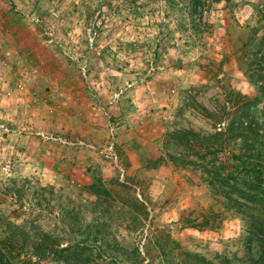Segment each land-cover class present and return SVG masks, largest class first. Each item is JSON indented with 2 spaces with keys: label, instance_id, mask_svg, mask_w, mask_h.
I'll return each mask as SVG.
<instances>
[{
  "label": "rangeland",
  "instance_id": "rangeland-1",
  "mask_svg": "<svg viewBox=\"0 0 264 264\" xmlns=\"http://www.w3.org/2000/svg\"><path fill=\"white\" fill-rule=\"evenodd\" d=\"M202 2L0 0L7 255L84 264L35 256L48 237L57 249L85 242L87 264H157L185 250L242 264L253 209L238 212L169 133L225 131L240 94L260 97L248 69L261 56L264 0ZM255 109L263 115L264 99ZM93 183L109 194H93Z\"/></svg>",
  "mask_w": 264,
  "mask_h": 264
},
{
  "label": "trees",
  "instance_id": "trees-1",
  "mask_svg": "<svg viewBox=\"0 0 264 264\" xmlns=\"http://www.w3.org/2000/svg\"><path fill=\"white\" fill-rule=\"evenodd\" d=\"M203 5L202 0H190L191 8L197 9ZM254 38L257 47L261 49L258 50L261 51V56L256 58L257 53L254 54L255 59L249 64V77L258 85L260 97L264 99V31L261 35H254ZM260 97L245 101L244 96L240 94L241 101L234 106L232 118L225 131L216 130L213 133L201 134L189 129L169 133V138L176 148L186 149L184 162L200 170L209 185L230 196L231 201L237 205L238 212L243 213L245 208L253 209L248 226L244 230L245 256L241 260L242 264H264V112L259 116L255 109ZM208 115L210 118L214 117ZM222 150H227L229 154L224 163L218 162L216 156V152ZM88 188L97 196L109 194L101 183H93ZM97 235L98 232L92 236L94 243L103 241ZM15 236L14 234L13 237ZM47 238L36 240L32 246L33 253L38 258L47 253L55 255L64 252L66 259L68 258L66 261H82L84 264L90 262V256L85 253L90 251L91 247L85 242L57 249L56 243ZM167 238L170 239L169 236ZM5 241L8 246L0 241V264H38L19 256L7 255V252L13 249L14 238H7ZM171 242L176 243L175 240ZM160 257L164 260L157 264H234L238 260L236 255L231 257L223 254L218 261H213L186 250L180 252V258L177 259H165V253Z\"/></svg>",
  "mask_w": 264,
  "mask_h": 264
}]
</instances>
